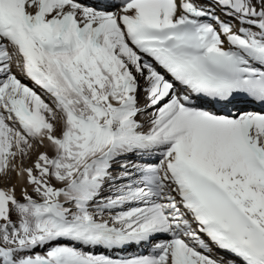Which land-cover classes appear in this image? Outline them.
<instances>
[{"label":"snow or ice","instance_id":"6c2138e0","mask_svg":"<svg viewBox=\"0 0 264 264\" xmlns=\"http://www.w3.org/2000/svg\"><path fill=\"white\" fill-rule=\"evenodd\" d=\"M10 171L0 264H264V0H0Z\"/></svg>","mask_w":264,"mask_h":264},{"label":"bare ground","instance_id":"6f19581e","mask_svg":"<svg viewBox=\"0 0 264 264\" xmlns=\"http://www.w3.org/2000/svg\"><path fill=\"white\" fill-rule=\"evenodd\" d=\"M89 1V3H92L93 0H87ZM198 2L204 3L206 2V0H198ZM224 18V17H222ZM13 71L15 72L16 69L14 68ZM18 78H20L22 80V82L29 84V86H33L31 84L30 81L26 80L23 76H20V74L17 72ZM35 90L40 93L42 95V98L45 99L46 102H48V98L46 96H43V94L41 93V90L39 88H35ZM141 103L143 104V100H141ZM248 108V105L246 106ZM250 107V106H249ZM251 110V109H249ZM149 112L151 111V109L148 110ZM138 120L141 121H145L147 120V115L145 116H138L137 117ZM38 149V150H37ZM45 151V148L43 147H35L34 150L30 153V158H25L23 160V166L24 167H28L31 166V164L33 163V161L35 160L37 154L39 152H43ZM17 163L19 164L20 162L17 161ZM12 174L9 176H3L0 177V185H2L3 187H12L15 186L16 188V195L17 198L20 197V193H21V188L24 186L23 181H21V179L18 177V175L16 174V172H11ZM29 192H31V189L29 188ZM107 193H105L106 195ZM36 251H41L40 249H37ZM149 249L147 247H140V248H130L126 250V254L127 255H140V254H148ZM220 251V250H219ZM221 252V251H220ZM227 256H229V254L223 255V257L228 258Z\"/></svg>","mask_w":264,"mask_h":264},{"label":"rangeland","instance_id":"374dc122","mask_svg":"<svg viewBox=\"0 0 264 264\" xmlns=\"http://www.w3.org/2000/svg\"><path fill=\"white\" fill-rule=\"evenodd\" d=\"M37 147H39V146H36V148ZM38 150V149H37ZM12 171H10L9 173H8V175L7 176H9V175H11L12 173H11ZM6 188V187H5ZM7 188H9V186H7Z\"/></svg>","mask_w":264,"mask_h":264}]
</instances>
